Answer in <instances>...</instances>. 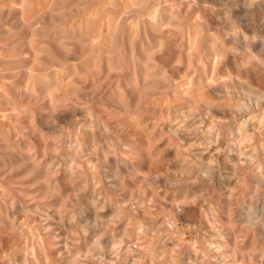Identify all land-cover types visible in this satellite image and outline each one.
Listing matches in <instances>:
<instances>
[{
  "label": "rangeland",
  "instance_id": "1",
  "mask_svg": "<svg viewBox=\"0 0 264 264\" xmlns=\"http://www.w3.org/2000/svg\"><path fill=\"white\" fill-rule=\"evenodd\" d=\"M241 1L0 0V264H264Z\"/></svg>",
  "mask_w": 264,
  "mask_h": 264
},
{
  "label": "bare ground",
  "instance_id": "2",
  "mask_svg": "<svg viewBox=\"0 0 264 264\" xmlns=\"http://www.w3.org/2000/svg\"><path fill=\"white\" fill-rule=\"evenodd\" d=\"M243 1V0H242ZM241 1V2H242ZM199 2V1H198ZM221 3H223L222 1H220ZM212 3V2H211ZM220 3V4H221ZM231 3V2H230ZM241 5H243L242 3H241ZM221 6V5H220ZM223 6V5H222ZM229 6H238L237 5V3L235 4H231V5H229ZM248 6V5H247ZM245 7V6H244ZM236 8V7H235ZM246 8V7H245ZM239 10V9H238ZM244 10V9H243ZM257 10H259V11H264V7H262L260 4H257ZM231 11V10H230ZM249 13H250V15L251 16H253L254 17V15H256L257 17H258V21L260 22V23H264V15L263 14H255L254 13V9L253 8H250V9H248L247 10ZM242 14V13H241ZM214 15V14H213ZM220 15V14H219ZM217 16V15H216ZM218 17V16H217ZM262 23V24H263ZM247 26V25H246ZM258 26V25H257ZM253 30V29H252ZM257 30V29H256ZM255 31V30H254ZM95 39H97L98 40V38L96 37ZM240 39V38H239ZM253 39V38H252ZM255 39V38H254ZM93 44V43H92ZM253 45H251V44H249V43H247L246 41H245V46H247V47H249L252 51H255L256 53H260V54H264V41H263V38L262 37H258V42H256V41H254L253 43H252ZM243 48V47H242ZM213 49V48H212ZM219 51V50H218ZM256 57V56H255ZM254 59V58H253ZM164 70V69H163ZM143 76V75H142ZM153 76V75H152ZM147 77V76H146ZM186 81H187V79H186ZM188 82V81H187ZM188 87V86H187ZM174 89V88H173ZM92 90V89H91ZM241 101V100H240ZM243 101V100H242ZM250 101V100H249ZM257 102V101H256ZM171 104V103H170ZM245 104V103H244ZM169 105V104H168ZM234 105V104H233ZM253 105V104H252ZM258 105V104H257ZM243 107H244V105H243ZM241 108V107H240ZM225 109V108H224ZM242 109V108H241ZM247 110V109H246ZM234 112V111H233ZM250 112V111H249ZM257 112V111H256ZM220 113V112H219ZM250 113H252V112H250ZM248 115V114H247ZM195 116V115H194ZM93 118V117H92ZM177 118V117H176ZM193 119H195L194 117H193ZM242 125H244V127L245 128H247V130L248 131H250L251 132V135H248V136H246L245 138L246 139H248V140H252V138H253V135H261V133H262V130L264 131V116H261V117H258V116H248V117H245L244 116V119H243V124ZM194 126V125H193ZM187 127H190V126H187ZM188 129V128H187ZM212 129V128H211ZM167 130H168V132H170L175 138H177L178 140H180V141H182V145H187L188 147L189 146H191L192 144H190V143H188V140H186L185 139V137H184V133L183 132H180L179 130H178V127H176V126H173V125H168V128H167ZM189 130V129H188ZM193 130V129H192ZM210 131V130H209ZM208 131V132H209ZM158 132V131H157ZM196 132V131H195ZM210 132H212V131H210ZM187 134V133H186ZM211 134V133H210ZM171 136V135H170ZM211 136V135H210ZM156 137V136H155ZM190 137V136H189ZM194 138V137H193ZM195 139V138H194ZM193 140V139H192ZM200 140H201V138H200ZM199 140V141H200ZM165 142V141H164ZM205 142V141H204ZM241 142V141H240ZM166 143V142H165ZM196 144H198V143H196ZM197 146V145H196ZM200 146V145H199ZM198 146V147H199ZM101 147V146H100ZM98 148V147H97ZM262 148V147H261ZM261 151H263L264 152V149H260ZM81 152V151H80ZM98 152V151H97ZM188 152V151H187ZM81 154H82V152H81ZM260 156V155H259ZM192 157H194V158H196V159H199V160H202L203 159V157L201 156V155H197V154H192ZM208 157V156H207ZM251 157H254V155L253 154H251ZM209 158V157H208ZM252 160V159H251ZM215 161V160H214ZM257 161V160H256ZM211 162V159H208V162L206 163V164H209ZM261 162V161H260ZM259 162V163H260ZM256 163V162H255ZM249 165H250V163H248ZM259 166H260V164H259ZM261 167V166H260ZM124 168H126V167H124ZM255 168H256V166H255ZM254 168V169H255ZM81 169V168H80ZM133 169V168H132ZM206 170V169H205ZM202 171V170H201ZM204 172V171H203ZM135 173V172H134ZM130 174H132V173H130ZM121 175V174H120ZM132 176V175H131ZM123 178V177H122ZM91 179V178H90ZM216 180V179H215ZM217 181V180H216ZM102 182V181H101ZM122 182H123V180H122ZM120 183H121V180H120ZM260 184V183H259ZM119 185V184H118ZM122 185V184H121ZM124 189V188H123ZM233 189L231 188L230 189V192L232 191ZM92 194V193H91ZM98 194V193H97ZM96 195V194H95ZM90 197V196H89ZM94 197V196H93ZM89 199V198H88ZM96 198H94V200H95ZM90 204V203H89ZM101 206V205H100ZM99 207V206H98ZM83 211V210H82ZM84 212V211H83ZM95 213V212H94ZM100 213V212H99ZM98 214V213H97ZM245 214V213H244ZM104 216V215H103ZM68 217V216H67ZM93 218V217H92ZM103 218V217H102ZM107 218V217H106ZM84 219V218H83ZM94 219V218H93ZM96 219V218H95ZM250 221L249 222H251L252 221V219H249ZM264 220V219H263ZM70 221H72V220H70ZM92 221V220H91ZM108 222V221H107ZM110 222H112V221H110ZM115 222V221H114ZM68 223V222H67ZM261 223V222H260ZM103 224V223H102ZM250 224V223H249ZM109 225H111V224H109ZM80 226V225H79ZM79 226H77L78 228H79ZM105 226V225H104ZM59 228H61V227H59ZM63 228V227H62ZM124 229V228H123ZM141 229H142V227H141ZM144 229V228H143ZM72 232V231H71ZM93 232V231H92ZM127 233V232H126ZM82 234V233H81ZM264 234V233H263ZM79 235V234H78ZM53 236V235H52ZM108 236V235H107ZM58 240V239H57ZM77 241V240H76ZM71 242V241H70ZM106 242V241H105ZM24 243V242H23ZM33 243V242H32ZM96 243V242H95ZM34 244V243H33ZM71 244H72V242H71ZM97 244V243H96ZM107 244H109V242L107 243ZM116 246H118L117 244H116ZM119 246H121V245H119ZM49 247V246H48ZM52 247V246H51ZM70 247V246H69ZM101 247H103V246H101ZM122 247V246H121ZM222 247H223V245H222ZM129 248V247H128ZM116 249V248H115ZM209 249V248H208ZM82 250V249H81ZM210 250H211V248H210ZM217 251V250H216ZM82 252V251H81ZM86 252H90L89 250H86ZM93 252V251H92ZM110 252V251H109ZM129 252V251H128ZM113 253V252H112ZM202 253H203V251H202ZM216 253V252H215ZM69 254V253H68ZM126 254V253H125ZM77 255V254H76ZM98 255V254H97ZM27 258V257H26ZM47 258V257H46ZM81 258V257H80ZM99 258V257H98ZM78 259V258H77ZM115 259V258H114ZM75 260V259H74ZM122 260V259H121ZM75 262V261H74ZM80 262V261H79ZM110 264V263H109Z\"/></svg>",
  "mask_w": 264,
  "mask_h": 264
}]
</instances>
